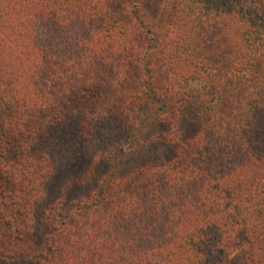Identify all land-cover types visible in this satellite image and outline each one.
Returning a JSON list of instances; mask_svg holds the SVG:
<instances>
[{
	"label": "trees",
	"instance_id": "1",
	"mask_svg": "<svg viewBox=\"0 0 264 264\" xmlns=\"http://www.w3.org/2000/svg\"><path fill=\"white\" fill-rule=\"evenodd\" d=\"M0 264H264V0H0Z\"/></svg>",
	"mask_w": 264,
	"mask_h": 264
},
{
	"label": "rangeland",
	"instance_id": "2",
	"mask_svg": "<svg viewBox=\"0 0 264 264\" xmlns=\"http://www.w3.org/2000/svg\"><path fill=\"white\" fill-rule=\"evenodd\" d=\"M188 87L191 88V89H194V90H195L196 88H198V85L195 84V83H190V85L188 84ZM60 136H63V134H62V135H60V134H57V135H56V139L59 140V142H61V140H60L61 137H60ZM63 139L66 140V141L69 140L67 137H66V138H63ZM62 143H63V142H62ZM62 143H61V144H62ZM69 149H70V148L68 147V150H69ZM62 152H63V151H62Z\"/></svg>",
	"mask_w": 264,
	"mask_h": 264
}]
</instances>
